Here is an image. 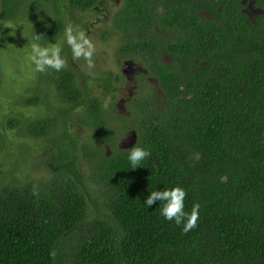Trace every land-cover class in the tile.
<instances>
[{"label": "trees", "instance_id": "obj_1", "mask_svg": "<svg viewBox=\"0 0 264 264\" xmlns=\"http://www.w3.org/2000/svg\"><path fill=\"white\" fill-rule=\"evenodd\" d=\"M106 1L0 0L5 38L9 25L34 20L29 39L40 35L44 45L62 43L68 62L63 71L39 73V79L33 70L31 97H0L6 107L19 102L38 107L45 99L35 84L45 83L55 93V114L31 123L27 132L49 141L61 130L43 155L46 176L19 180L9 172L8 181L0 176V264H264V17L248 21L240 13L241 0H225L222 25L198 18L196 34L190 35L184 0H124L108 29L114 35L106 30L102 39L120 36V58L132 60L156 82L141 77L140 92L146 84L152 94L139 93L132 106L139 118L128 130L134 131L135 145L151 152L132 169L125 151L135 145L121 149L110 142L107 116L114 103L105 108L122 77H96L99 93L88 89L92 78L72 65L64 40L67 26L76 27L89 14L99 17ZM258 4L264 8V0ZM45 5L52 6L54 17L35 19ZM22 33L4 41L19 42ZM3 47L0 59L9 54ZM29 57L30 48L6 57L8 64H19L15 79L28 68ZM3 63L0 91H9L1 85ZM21 118L9 120L8 128L24 125ZM74 122L83 128L77 133L91 132L88 139L95 143L71 138ZM5 145L1 132L0 160ZM14 145L19 165L29 148L17 147V140ZM82 164L90 177L82 174ZM0 165L2 172L6 163ZM176 186L188 191L186 211L201 207L199 227L187 234L164 220L159 203L144 205L151 192Z\"/></svg>", "mask_w": 264, "mask_h": 264}, {"label": "rangeland", "instance_id": "obj_2", "mask_svg": "<svg viewBox=\"0 0 264 264\" xmlns=\"http://www.w3.org/2000/svg\"><path fill=\"white\" fill-rule=\"evenodd\" d=\"M123 6H124V0H107L104 4V7L101 9V12L99 13L101 17V22H99L98 25L94 24L95 17L91 16L90 14L86 16H82L84 21L81 23V26H86L90 28V33L88 34L89 38L92 39V41L96 45V54L93 59V63L95 65L94 68H89L87 62L82 59L75 60L73 58L72 60V65L76 67L77 69H80L83 75H87L88 77L92 78L96 76H102L107 73H110L113 75L121 74V67L119 64V57L117 53L120 47V43L117 41L119 40V38L113 37L109 41V44H106L100 40V37H98V35H100L101 33H104L108 29H111L112 17H114ZM44 14L46 18L48 19H51L54 17V13H53V9L51 5L43 6L40 9V11L37 13V16L35 19L39 20L41 18H44L42 17ZM10 26H15L16 28V30L14 31L13 37H15L20 32H23L21 35V38L22 37L23 38L19 42L9 41V40L0 41V46L4 45L3 47L4 50L9 51L8 56L12 54H16V53H22L25 50V48L26 49L30 48L29 45L32 40H30L29 38H31V32H32L31 29L35 27V22L33 20L32 22L29 23V26L25 24L21 25V24H16V23L9 25L7 29H9L10 31H13V28ZM5 31L7 32V30ZM108 32H109L108 34L114 35L112 34L111 31L108 30ZM13 37H7L6 39L13 38ZM59 44H62V43H59ZM98 45H100V47L102 48L98 47ZM99 49H101V52L99 51ZM6 57L0 60L3 61L4 59L3 64L6 66V68L4 69L5 75H6L5 76L6 82L7 80L11 82L12 91L10 90L9 85L5 82V78L3 77L1 85L3 86V88L9 91H0V97H4L6 101H8V97L10 95H13L15 97V96H18V94L20 93H22L21 95L23 97L21 99H24L26 97H31L32 95L31 91L33 88V86H31V83L32 81H34L35 76H32L34 66L31 64L30 59H27L26 61L28 68L23 66V68L21 69L23 73L22 74L23 77L22 75H18V79H15V76L17 75L16 68L17 66H19V64H17L16 67L11 63L8 64V60L6 59ZM17 60L18 58L16 57L12 59L13 62H16ZM141 71L143 70L141 69ZM96 72H99V73H96ZM100 72H103V73H100ZM39 78H40V74L38 73V79ZM93 81H94V78H92L90 83L87 84L88 89L94 90L95 92H99V89H97V85L94 84ZM141 82L143 81L141 80L140 84ZM40 83H41V86L39 87ZM130 83L131 84L127 85L128 88L126 89L124 93L119 94L117 97L115 96L113 110L111 112V115L107 116L109 119L110 130L113 131L112 136L109 138L110 142L116 143V144L118 142L119 143L118 148L119 146L121 148L120 143L124 139H127L129 141L130 147L126 145L123 149H130L135 145L136 140H134L133 135H132L134 131L128 130V129H130V127H132L133 124H135L136 120H138L139 118V113L135 111V109L132 112L133 110L132 106L134 105L135 98L137 99V94L132 95V96L129 95L130 93L128 91H131V88L134 87L132 83H135V82L130 81ZM35 85L38 86L39 91L44 92L43 97L45 99L44 103L39 104L38 107L36 106L27 107L21 102H19L17 105L15 104L14 107H6L4 104H0V133L2 132V134L5 137V141H6V145H5L6 149L3 154L4 158L1 159L2 162L6 163V165H3L4 169L2 170V172H0V176L2 175V178L6 179V181L11 179L8 175L9 172L13 173L15 175L14 178L17 177V179L19 180H22V177L23 179L33 178L35 180H38L41 178V176H46L45 174L46 167L44 164H47L48 161L43 158V155L47 152L46 149L50 148L51 141L58 138L61 134L60 126L53 132L49 141L48 139H45V138H34L33 136H30L28 134L27 128L31 123H34L37 120L45 119L44 116H46L47 114L49 115L55 114L54 113L55 108L57 107L54 90L42 82H38V83L36 82ZM141 92H142L141 95L143 98H149L152 94L151 90L148 88L146 84L141 85ZM121 98L127 100L125 103L124 109L118 108ZM108 102L109 101H107L106 103ZM0 103H2L1 100H0ZM10 103H13V102H10ZM120 115L124 117V119H117V117ZM21 116L24 117V119L26 120V123L24 125L21 124L17 129L10 130L8 128L9 120L14 119L15 121H20L22 119ZM74 125H75V128L72 127L71 132L69 133L71 138H73L75 135L80 136V137L83 136L86 139L89 138V135H91V132L89 133L83 130L82 132L80 131V133H77L79 129H83V128L82 127L78 128L79 124L77 122H74ZM125 130H128V131H125ZM16 140H17V147L22 145L24 148H29V153L24 154L23 161H20L18 163L19 165H15L17 158L19 157L17 153L18 150L16 147H14L15 146L14 143ZM88 140L91 144L95 143V141L92 139H88ZM106 151L109 156H112V152H113L112 150H110L109 148H106ZM1 160H0V163L2 164ZM0 168H1V165H0ZM81 169H82V174L84 176L88 177L90 175V172L88 168H86L85 165L83 166L82 164Z\"/></svg>", "mask_w": 264, "mask_h": 264}, {"label": "clouds", "instance_id": "obj_3", "mask_svg": "<svg viewBox=\"0 0 264 264\" xmlns=\"http://www.w3.org/2000/svg\"><path fill=\"white\" fill-rule=\"evenodd\" d=\"M13 31L8 36L13 37L15 26H10ZM6 38L0 33V41ZM64 40L68 48L71 49L75 60H84L89 68H94V56L96 54V45L89 38L86 32L74 27L67 26L64 32ZM30 62L34 66L36 73H47L49 70L55 72L63 71L68 62L64 57V46L62 44L48 43L44 45L40 35H35L30 42ZM110 101L105 104L107 109ZM120 148V146H119ZM127 163L132 169H139L145 161L150 159L151 152L137 144L129 151ZM188 191L180 186L172 187L167 190H156L148 195L144 202L146 208L156 207L157 203L161 205L160 214L169 224L175 223L177 227L182 226L185 234L192 232L199 227L201 207L199 204L192 206L191 212L186 211V201Z\"/></svg>", "mask_w": 264, "mask_h": 264}, {"label": "flooded vegetation", "instance_id": "obj_4", "mask_svg": "<svg viewBox=\"0 0 264 264\" xmlns=\"http://www.w3.org/2000/svg\"><path fill=\"white\" fill-rule=\"evenodd\" d=\"M258 1L259 0H241V2H240V7H241L240 13L248 21H251L253 23L256 20H260L264 17V8L259 6ZM183 3H184L183 5L185 6V8L188 9L184 14V20H187V24H188V26H186V33L190 34V32H191L192 34H196L197 30H194V29L198 28V18H201L202 20H205V21L214 22V23L218 22L219 25L220 24L222 25V23H223L222 19L223 18H222L221 13H223V11H224V7L226 4L225 0H184ZM189 21H193V22L190 23ZM94 22H95L94 23L95 25L96 24L98 25V23L101 22L100 15H99V17H95ZM81 23L77 24L76 26H78V28L82 27ZM86 29L87 30H85L84 32H86L88 35L90 33V28L87 27ZM164 32H166V31H164ZM173 32H176V31H173ZM171 33H169V34H171ZM173 34L174 33H172V35ZM98 37H100V40L102 42H104L102 39L103 33L98 35ZM114 37L118 38L120 36H118V37L114 36ZM164 37H166V39H167L168 34H165ZM104 43L109 44V41L104 42ZM98 47H100V45H98ZM100 48H102V47H100ZM99 51L101 52V49H99ZM117 53H118V57H119V64L121 67V74L114 75V76L122 77L123 82L119 88L118 93H116L112 96H109L108 98H105V102L110 101L111 103H114L115 96L117 97L119 94L124 93L126 91V89L128 88L127 85L131 84L130 81L135 82V83H132L134 85V87L131 88V91H128L130 93L129 95L132 96V95L137 94V96H138V94L141 93L139 90L141 77H146L149 84H152L154 86L156 85L155 84L156 82L147 76L146 71H144L142 67H139L136 64H134V62L132 60H122L119 56V54H120L119 50L117 51ZM164 60L166 61L167 57H164ZM141 69L143 71H141ZM96 73H99V72H96ZM100 73H103V72H100ZM108 74H110V73H107V74L102 75V76H106ZM128 74H129V76H128ZM132 74H134V75H132ZM102 76H96V77H102ZM96 77H92V78L95 79ZM124 82H125V84H124ZM97 93H99V92H97ZM159 95H162V94H159ZM126 101H127L126 99L121 98V101H120L118 108L124 109ZM118 117H119V119H124V117H122L121 115ZM132 135H133L134 140H136L135 134L133 133ZM120 145H121L122 149L126 145H128L130 147L129 141L127 139H124L120 143Z\"/></svg>", "mask_w": 264, "mask_h": 264}]
</instances>
